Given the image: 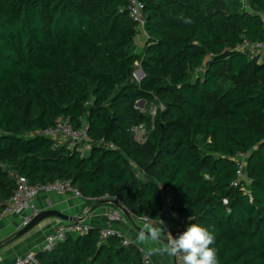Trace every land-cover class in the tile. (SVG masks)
I'll return each instance as SVG.
<instances>
[{
	"label": "trees",
	"instance_id": "obj_1",
	"mask_svg": "<svg viewBox=\"0 0 264 264\" xmlns=\"http://www.w3.org/2000/svg\"><path fill=\"white\" fill-rule=\"evenodd\" d=\"M139 1L141 53L130 0H0V215L18 176L117 198L135 219L158 221L168 197L185 229L214 233L219 264H264V62L241 49L264 43V0ZM62 118L88 124L89 153L38 134ZM240 153L249 195L233 185ZM100 230L69 234L40 263L142 264L123 237L98 245Z\"/></svg>",
	"mask_w": 264,
	"mask_h": 264
},
{
	"label": "built area",
	"instance_id": "obj_2",
	"mask_svg": "<svg viewBox=\"0 0 264 264\" xmlns=\"http://www.w3.org/2000/svg\"><path fill=\"white\" fill-rule=\"evenodd\" d=\"M144 5L139 0H130L127 7V12L129 16L138 23V36L142 35L147 38L144 27H145V15H144ZM241 49L250 56H259L260 61L264 62V43H252L245 41ZM88 124L85 122L81 128H74L68 118L59 119L53 127L39 131V135L51 138L54 140L55 148H60L65 146L68 150H74L85 143L91 141L88 137ZM147 138V137H146ZM145 138V140H146ZM145 142V141H144ZM104 145V143H103ZM112 148V145H109ZM249 155L247 153H240L235 159L238 170V179L233 184L234 186H241L245 194H250L249 185L250 181L247 177V165H248ZM71 192L75 197L83 198L80 192L75 189L70 181H56L54 183L42 185V186H32L29 184L25 177H17V188L14 191L11 198L6 203L0 215V221L5 216L18 215L23 216L22 228L27 227L34 218H36L42 211L36 206L37 198L40 194H51V193H66ZM108 196L105 200H109ZM114 202L118 203L121 208L115 210L110 216V221H121V211H125L127 215L132 216V214L125 210L122 204L117 200V198L112 199ZM224 203L227 205L228 202L225 200ZM165 212L168 214L169 219L166 222L168 231L175 237L185 230V219H177L176 221L171 220V217L175 215L171 211L170 199H166V209ZM147 220V219H142ZM91 228L81 223H71L67 222L57 226L53 231H51L44 242L41 244L37 251H28L27 253L19 256L15 264H41L38 255L40 253H49L53 251L56 246L63 242L69 234L85 235ZM123 237L121 232L108 227L100 230V240L98 245H102L105 240L110 237ZM125 245L130 244L129 241L125 240ZM181 263L182 260L179 258ZM142 264H153L149 256L143 254Z\"/></svg>",
	"mask_w": 264,
	"mask_h": 264
},
{
	"label": "crops",
	"instance_id": "obj_3",
	"mask_svg": "<svg viewBox=\"0 0 264 264\" xmlns=\"http://www.w3.org/2000/svg\"><path fill=\"white\" fill-rule=\"evenodd\" d=\"M146 38L142 35L136 38L137 51L141 53L145 45ZM93 143L88 142L80 146L84 154L89 153ZM36 206L43 212L46 210H57L73 218H78L83 225L91 229L114 228L121 232L123 238L134 244L142 254L147 255L144 246L136 243V234L141 230L144 220L135 219L121 211V221H110L109 216L118 209L112 203L97 202L75 197L71 192L40 194L36 201ZM23 216L9 215L0 221V264H15L16 259L28 251H37L44 242L47 235L57 226L67 223L58 218H48L27 234L20 236L23 230ZM165 223L169 219L164 212L161 218ZM176 221L177 216L171 217ZM167 240L163 236L161 243ZM148 256V255H147ZM153 264H182L178 257L149 256Z\"/></svg>",
	"mask_w": 264,
	"mask_h": 264
},
{
	"label": "clouds",
	"instance_id": "obj_4",
	"mask_svg": "<svg viewBox=\"0 0 264 264\" xmlns=\"http://www.w3.org/2000/svg\"><path fill=\"white\" fill-rule=\"evenodd\" d=\"M178 19L186 24L192 23L191 19L182 15ZM163 236H167V240L161 243ZM135 240L138 246L146 248L150 257H178L183 264H219L216 249L212 247L215 235L200 224L191 223L174 237L162 219L145 220Z\"/></svg>",
	"mask_w": 264,
	"mask_h": 264
},
{
	"label": "water",
	"instance_id": "obj_5",
	"mask_svg": "<svg viewBox=\"0 0 264 264\" xmlns=\"http://www.w3.org/2000/svg\"><path fill=\"white\" fill-rule=\"evenodd\" d=\"M140 73H141L142 77L139 80V82H141V80L144 78V72L141 70ZM137 107L143 109L145 107V101L138 102ZM103 203H109V201H104ZM112 203L114 205H116L117 207L121 208L118 205V203H116L114 201ZM178 215H180V213H178ZM52 217L58 218V219L63 220L65 222H71V223H78L81 221L78 218L70 217L66 214H63V213L57 211V210H46V211L41 212L36 218H34L33 221L27 227L23 228V230L20 232L19 235L23 236V235L27 234L32 229H34L36 226H38L42 221H44L48 218H52Z\"/></svg>",
	"mask_w": 264,
	"mask_h": 264
},
{
	"label": "rangeland",
	"instance_id": "obj_6",
	"mask_svg": "<svg viewBox=\"0 0 264 264\" xmlns=\"http://www.w3.org/2000/svg\"><path fill=\"white\" fill-rule=\"evenodd\" d=\"M139 66V64H138ZM141 68L140 66L137 68V70L135 71V74H134V78L135 80L138 82L140 79H141ZM146 106V105H145ZM145 108V107H144ZM144 108L142 110H144ZM147 113L152 116V117H155L156 115V112H157V106L154 105V104H151L150 106L147 107ZM135 135H136V140L139 142V143H144L145 141V138L147 137V131L144 127H138L136 128L135 130Z\"/></svg>",
	"mask_w": 264,
	"mask_h": 264
}]
</instances>
